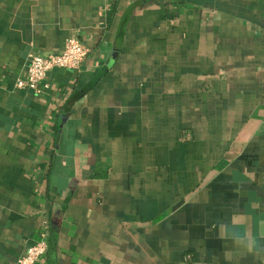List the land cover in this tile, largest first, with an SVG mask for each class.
<instances>
[{
	"label": "crops",
	"instance_id": "obj_1",
	"mask_svg": "<svg viewBox=\"0 0 264 264\" xmlns=\"http://www.w3.org/2000/svg\"><path fill=\"white\" fill-rule=\"evenodd\" d=\"M45 223L39 264H264V0H0V264Z\"/></svg>",
	"mask_w": 264,
	"mask_h": 264
},
{
	"label": "built area",
	"instance_id": "obj_2",
	"mask_svg": "<svg viewBox=\"0 0 264 264\" xmlns=\"http://www.w3.org/2000/svg\"><path fill=\"white\" fill-rule=\"evenodd\" d=\"M88 49L75 37L66 39L58 54L42 56L32 54L28 60L25 79H19L17 89L37 91L48 72L56 69H79L87 60ZM49 224L45 223L37 235V240L29 246L16 264H39L45 258L48 249Z\"/></svg>",
	"mask_w": 264,
	"mask_h": 264
}]
</instances>
